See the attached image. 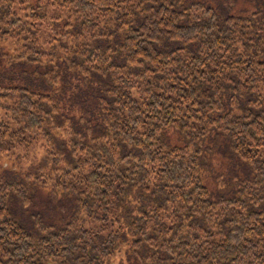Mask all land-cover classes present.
I'll return each instance as SVG.
<instances>
[{
	"label": "trees",
	"instance_id": "16d2710c",
	"mask_svg": "<svg viewBox=\"0 0 264 264\" xmlns=\"http://www.w3.org/2000/svg\"><path fill=\"white\" fill-rule=\"evenodd\" d=\"M7 36L0 154L41 136L64 166L0 171V264H116L123 237L140 264H264V0L245 15L206 0H0ZM214 130L253 173L216 200L201 178ZM33 185L70 205L52 224L34 214V232L11 207H29Z\"/></svg>",
	"mask_w": 264,
	"mask_h": 264
},
{
	"label": "rangeland",
	"instance_id": "374dc122",
	"mask_svg": "<svg viewBox=\"0 0 264 264\" xmlns=\"http://www.w3.org/2000/svg\"><path fill=\"white\" fill-rule=\"evenodd\" d=\"M204 1V0H203ZM208 3H211L214 7H216L219 12H224L225 14H236V15H245L249 14L257 9L259 0H206ZM60 15L61 12H56ZM66 13L63 12L62 16ZM16 32V30H15ZM16 34V33H15ZM1 45H5L4 52H8L10 55L15 56L13 54V49L15 48L12 39H9L8 36L5 40H0ZM11 56V57H13ZM1 58L0 67L3 63H6L4 57ZM82 87L83 84L81 81L78 82ZM78 88L70 89L67 92L66 96L70 95L71 91L77 92ZM73 110L68 114L69 119L66 121L68 126V130L71 132L73 129L71 121L75 126L81 122V105L74 104ZM6 112L0 108V120H4L2 116L6 115ZM75 116V117H74ZM70 128V129H69ZM69 131H64V137H68ZM171 133V138L175 142H179L177 140V136L174 132ZM69 139V138H67ZM58 140V139H57ZM227 140L217 133L216 130L213 131L212 136L208 137L206 141L203 142L205 148V157L201 166V178L202 182L205 186L208 187L212 198L214 200L220 197H229L236 195L235 191V181L239 178H247L252 176V172L247 169L244 162L238 159L235 155H233L228 147ZM212 151V154L210 153ZM55 151L48 147L47 143L44 141L41 136L36 137V139L32 140L28 144H22L16 146L15 148L0 154V171H18L22 173V176H19L21 180L28 177L29 179L35 180V177L38 173L47 172L50 168L60 169L64 166L63 161L53 162L55 158ZM47 161V163H46ZM46 163V164H45ZM54 164V166H52ZM49 165V166H48ZM0 172V176L5 174ZM17 174V173H15ZM31 194L33 197V203L29 205L27 208H23L19 205L11 204L13 212L18 217L21 223H23L30 231L35 230L32 228L33 215L40 212L43 219L52 224L50 218L52 215L57 214V210H62V206H65V211H70V205L68 201L61 200V198L57 199L58 204H54L51 199L48 197V190L44 188H38L33 185L31 190ZM61 200V201H59ZM63 211V210H62ZM64 212V211H63ZM60 214V213H58ZM55 219V218H54ZM63 220H59L58 228L62 227ZM123 245L121 247L120 252L117 254L114 262L116 264H140L139 260L131 255L130 251V241L125 237L122 238Z\"/></svg>",
	"mask_w": 264,
	"mask_h": 264
}]
</instances>
